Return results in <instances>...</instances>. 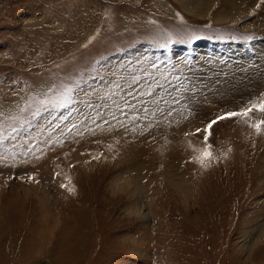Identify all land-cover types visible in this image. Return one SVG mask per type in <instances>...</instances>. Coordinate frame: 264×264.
Segmentation results:
<instances>
[{
	"label": "rangeland",
	"instance_id": "rangeland-1",
	"mask_svg": "<svg viewBox=\"0 0 264 264\" xmlns=\"http://www.w3.org/2000/svg\"><path fill=\"white\" fill-rule=\"evenodd\" d=\"M192 2L0 0V264H264V112L196 132L264 101V0Z\"/></svg>",
	"mask_w": 264,
	"mask_h": 264
},
{
	"label": "snow or ice",
	"instance_id": "snow-or-ice-1",
	"mask_svg": "<svg viewBox=\"0 0 264 264\" xmlns=\"http://www.w3.org/2000/svg\"><path fill=\"white\" fill-rule=\"evenodd\" d=\"M52 91H53L52 87L47 86L45 89L41 90L37 95L29 96L24 101L23 105H17V107L19 108V111L21 112L25 111L28 107H31L34 101L38 103L42 108H44V110H47V107L49 105H52L53 107L66 108L72 102L73 100L72 93L76 91V88L65 87L63 91L60 93V95L56 97L55 99L49 96V93H51ZM37 96H40L42 98L37 99ZM253 110L264 112V101H261L259 105H253L251 108L242 109L240 112L225 113L217 117L216 120L210 121L203 130L197 129L196 132L200 133L201 131H203L205 133V143H207L208 134H210L213 128V125L217 124L220 120H224V119H231V118L238 117V116L247 117L248 114L252 112ZM3 116L4 114L0 112V118H3ZM262 125H264V121L258 122L253 127H255L257 131H259ZM3 139H5V137L0 136V141H2ZM209 155L210 154L206 149L204 151V156L208 157Z\"/></svg>",
	"mask_w": 264,
	"mask_h": 264
},
{
	"label": "bare ground",
	"instance_id": "bare-ground-1",
	"mask_svg": "<svg viewBox=\"0 0 264 264\" xmlns=\"http://www.w3.org/2000/svg\"><path fill=\"white\" fill-rule=\"evenodd\" d=\"M182 1V4L184 5V8L186 9V11H188V12H192V10H194L195 9V3L194 2H192L191 4L189 3V0H181ZM198 5V4H197ZM194 12H195V10H194ZM225 12V11H224ZM218 13L219 14H223L224 16H225V14L223 13V12H221V11H218ZM196 15V14H195ZM262 46V45H261ZM264 47V46H263ZM264 49V48H263ZM257 50H262V47L261 48H259L258 47V49ZM260 52V51H259ZM135 190V189H134ZM134 192V191H133ZM133 194V193H132ZM134 195V194H133Z\"/></svg>",
	"mask_w": 264,
	"mask_h": 264
}]
</instances>
